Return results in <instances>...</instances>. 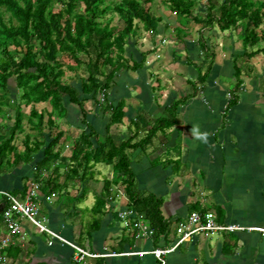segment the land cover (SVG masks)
<instances>
[{
    "label": "crops",
    "instance_id": "0c3cea01",
    "mask_svg": "<svg viewBox=\"0 0 264 264\" xmlns=\"http://www.w3.org/2000/svg\"><path fill=\"white\" fill-rule=\"evenodd\" d=\"M168 28L161 22L152 40L157 34V38L162 36ZM215 29L207 31L211 33ZM202 33L201 40H204ZM177 47L181 53L188 52L185 39ZM225 52L229 51L222 49V54ZM173 54L176 58L177 50ZM196 54L203 55V50ZM260 56L264 58L261 54L248 61L240 59L239 62L247 66L243 67L237 103L231 108H228L227 95L236 86L235 57L228 60L219 58L218 54L216 58L214 56L213 68L203 86L197 85L198 71L194 65L202 60L180 63L195 71L192 74L196 77L195 82L184 73L176 74L179 80L182 79V88L188 87L186 95L180 92L182 88L176 95L177 90L170 81L163 86L165 92L160 94L161 86L156 88L140 77L146 68H153L152 64L146 65L144 57L139 68L119 71L108 92V100L113 105L124 103L125 114L121 124L109 126V115L100 106L89 110V102L94 100L82 93L80 98L86 115L79 104L70 102L68 98L65 99V114L53 111L50 102L37 104L35 107L44 113L45 121L50 114L55 120L53 128L47 124L44 126V140L48 142L51 135L63 131L62 155L68 156L73 141L82 132L94 129L100 140L111 134L117 142H123L134 136L133 123L138 117L148 121L165 117L168 106L188 97L177 110L175 126L157 132L145 148L138 147L130 153L137 193L160 198L162 213L172 222L169 244L163 239L156 244L154 238L138 237L120 219L119 213L129 208V198L120 186L111 188L103 212L95 213L93 207L96 198L104 191V181L113 177V167L104 169L100 166L103 164L95 166L87 182H69L67 189L55 196L40 191L38 202L47 217L48 227L93 253L104 254L91 259V264H156V258L150 252L156 247L171 246L177 238L178 222L195 207L197 210L194 211L214 212L222 225L264 228V61L260 62ZM133 60L137 63L136 59ZM229 68H234V71H229ZM221 70L229 71L227 82L219 81ZM158 73L162 74L163 70L159 69ZM212 75L215 80L209 86ZM71 84L81 89V81ZM25 108L29 115L32 105ZM28 132L33 139L38 138L35 130L28 128ZM144 136L145 132H139L136 140ZM44 149L37 153L35 162L43 159ZM34 175V163L22 164L0 176V191H18L22 197L24 186L31 187ZM47 175L48 172H44V177ZM58 178L60 183H65L64 175ZM0 196V206H3V197ZM20 222L22 232L14 237L13 246L22 248V253L14 264L28 261L30 264H76L72 247L40 233L26 219H20ZM5 233L6 228L2 225L0 240ZM166 258L167 264H264V233L257 230L201 233L184 242Z\"/></svg>",
    "mask_w": 264,
    "mask_h": 264
},
{
    "label": "trees",
    "instance_id": "16d2710c",
    "mask_svg": "<svg viewBox=\"0 0 264 264\" xmlns=\"http://www.w3.org/2000/svg\"><path fill=\"white\" fill-rule=\"evenodd\" d=\"M107 1L0 0V117L4 120L0 122V176L22 164L34 163V182H40V191L51 195L66 190L69 182H87L97 164L112 166L113 177L104 181V191L93 207L95 213L103 212L111 188L120 186L129 198L130 208L142 213L153 228L155 243L163 239L169 244L172 222L164 217L160 198L137 193L130 153L138 147L145 148L157 132L175 126L177 110L188 97L168 106L165 117L154 121L138 117L133 123L134 136L123 142H117L111 134L100 140L94 129L82 132L73 141L68 156L62 155L63 131L51 135L48 142L44 140V126L53 128L55 120L50 114L45 121L44 113L35 107L50 102L53 111L65 114L68 98L79 104L86 115L80 93L90 95L99 104L104 93L106 101L100 106L109 115V126L123 122L125 105L123 102L111 104L108 92L119 71L142 66L131 65L126 56L129 39L141 36L143 31L155 35L163 18L153 12L155 0ZM162 1L187 28L195 24L202 30L241 31L239 39L244 52L233 62L236 86L228 108L233 107L242 84L240 59L248 61L264 55V0H207L202 13L198 10L202 0ZM108 13L117 14L121 24L112 26V19L102 20ZM176 36L179 43H183L187 33L178 27ZM201 45L203 60L194 65L198 71L197 85L203 86L210 76L214 58L205 40H201ZM65 68L82 72L80 90L64 80ZM11 78L17 86L14 95L9 84ZM31 105L28 115L24 108ZM28 128L35 130L38 138L33 139ZM139 132H145V136L137 141ZM44 147L43 159L35 162L37 153ZM46 171L48 175L44 177ZM61 175L66 177L65 183L59 182ZM28 190L29 186H24L22 197ZM12 193L19 196L18 191ZM3 224L0 214V228ZM21 253L19 246H9L6 254L10 264H14Z\"/></svg>",
    "mask_w": 264,
    "mask_h": 264
},
{
    "label": "rangeland",
    "instance_id": "374dc122",
    "mask_svg": "<svg viewBox=\"0 0 264 264\" xmlns=\"http://www.w3.org/2000/svg\"><path fill=\"white\" fill-rule=\"evenodd\" d=\"M118 0H108V3L111 2H115ZM206 4H207V0H202L200 6L198 7V10L200 13H202L203 11L206 10ZM153 12L155 15L157 16H162L163 21L162 23L167 24L169 26L168 29H166L163 33L162 36L160 35L159 38L158 34L154 37V39L152 40V34L150 32L147 31H143L141 36H134L133 38L129 39V42L127 44L126 47V56L130 54V57H127L129 60L132 59V61H130L131 63L134 64V59L137 60V64H140V60L142 59V57L146 58V65L152 64L153 68H146L140 75V77H142L143 79H147L154 87L159 88L160 86L163 88V86L166 83L170 84L172 83L174 86V89L176 91V95L178 94V90L182 88V79L177 77L178 75L176 74H183L187 75V77L192 80V82L196 81V77H192V74H195V71L193 70L192 67H190L189 65L185 66L183 65L184 63H186L187 61L190 60H203V55H198L196 54L198 51L200 52L202 49V45L200 43L201 39H202V32H204V40H205V44L208 47V49H210V51L213 54V58L215 56H217V54L219 55V58H225V59H233L237 54H240L243 52V50L241 49V41L239 40V34H240V30L239 31H225L224 34H222V31L220 29H215L213 32L209 33L207 30L208 29H201L200 25H195V24H190L188 26V28L185 26V24L181 21H179L177 19V17L172 14L169 10V8L167 7V5H165L163 3L162 0H155L154 4H153ZM7 16V15H6ZM8 17V16H7ZM112 19V23L111 25H117L119 26L121 24L119 16L115 13H108L104 18H102V20L107 21V20H111ZM183 28V30L187 33V37L185 38L186 41V46L188 47V52H184L181 53L179 51L180 48L177 47V44L179 43L176 33H177V28ZM233 45L234 48H233ZM183 45H180V47L182 48ZM229 47L228 48L226 47ZM222 49H225V51L227 50V54L226 52L222 54ZM174 50H177V55L176 58L174 57ZM224 55H228L229 57H225ZM180 56V57H179ZM179 59H178V58ZM175 58V59H174ZM264 58L262 56H260V62L264 61ZM139 60V61H138ZM255 62V60H253ZM179 64H178V63ZM159 63V66L156 67ZM180 63H183L182 65H180ZM242 64V68L246 67L247 64L245 63H240ZM254 69L256 68V66H253ZM66 69V76L64 78V80L66 82L69 83H80L81 78L84 76L82 74L81 71H74V70H69L67 68ZM159 69L162 71V74H156ZM216 69V68H215ZM253 69V70H254ZM157 70V71H156ZM156 71V73H155ZM222 72H220V76H219V81L221 79L222 82H227L228 81V75H229V71H234V68H229V71L226 70H221ZM255 72V71H254ZM152 73V75L150 76V74ZM179 80V81H178ZM215 80V77L210 78L208 85H212L213 82ZM10 84V88L12 90V94L14 95L17 92V86H16V82L14 78H11L9 81ZM195 84V83H194ZM181 86V87H180ZM165 92V89H159V93L163 94ZM180 92H183L182 95H186L187 93H189L188 87L187 88H182L180 90ZM227 99L229 100V102L233 99V95H232V91L228 92L227 95ZM100 104H102L101 102V98L99 99ZM95 104V106H94ZM99 103H95L94 102H89V105L91 106V108L89 107V110L94 109L96 107L99 108L100 106ZM101 107V106H100ZM25 111H27L26 108H24ZM102 110V109H101ZM46 119V117H45ZM4 120L0 117V122H3ZM10 123H12V120L10 121ZM102 166L104 169H107V166L105 164L100 165ZM1 198V196H0ZM21 264V263H19Z\"/></svg>",
    "mask_w": 264,
    "mask_h": 264
},
{
    "label": "built area",
    "instance_id": "2783aa9c",
    "mask_svg": "<svg viewBox=\"0 0 264 264\" xmlns=\"http://www.w3.org/2000/svg\"><path fill=\"white\" fill-rule=\"evenodd\" d=\"M101 102L106 101L105 94L100 96ZM117 187H113V189ZM0 194L5 197L6 203H3L1 212L4 227L6 228L5 235L0 240V264H10V258L6 254L9 246L13 245L14 237L21 234L22 224L20 219H26L42 234H48L54 240H58L69 245L74 250L73 260L76 264H91L90 260L104 256V254L93 253L76 243H73L62 235L54 232L47 225V217L42 213L38 202L40 194V182H33L28 192L24 197L15 195L9 191H0ZM55 196V194H51ZM122 219L130 226L138 237L153 238L154 230L146 222L142 213L130 208L119 213ZM260 231L264 233V228L243 227L240 225H222L217 221L214 212L193 211L186 218L178 222L176 226L177 238L171 246L156 247L150 253L156 258V264H167V255L175 251L184 242L191 240L196 235L205 232H237V231ZM141 252L140 254H146ZM108 255V254H107Z\"/></svg>",
    "mask_w": 264,
    "mask_h": 264
},
{
    "label": "water",
    "instance_id": "95a60500",
    "mask_svg": "<svg viewBox=\"0 0 264 264\" xmlns=\"http://www.w3.org/2000/svg\"><path fill=\"white\" fill-rule=\"evenodd\" d=\"M2 210H3V206L1 205V206H0V213L2 212Z\"/></svg>",
    "mask_w": 264,
    "mask_h": 264
}]
</instances>
